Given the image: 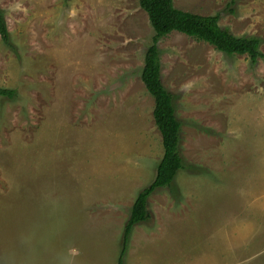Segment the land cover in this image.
<instances>
[{
  "label": "rangeland",
  "instance_id": "374dc122",
  "mask_svg": "<svg viewBox=\"0 0 264 264\" xmlns=\"http://www.w3.org/2000/svg\"><path fill=\"white\" fill-rule=\"evenodd\" d=\"M264 54V0H173ZM0 264H117L162 156L138 0H0ZM186 168L147 197L123 264H264V59L158 42Z\"/></svg>",
  "mask_w": 264,
  "mask_h": 264
},
{
  "label": "trees",
  "instance_id": "16d2710c",
  "mask_svg": "<svg viewBox=\"0 0 264 264\" xmlns=\"http://www.w3.org/2000/svg\"><path fill=\"white\" fill-rule=\"evenodd\" d=\"M146 12L153 29L151 44L144 53V62L140 79L154 101L153 120L161 135L162 156L156 165L153 180L144 186L136 195L129 217L123 229V243L118 255L117 264H123V255L127 249L128 239L133 225L147 220V197L159 187L172 184L177 172L186 168L179 152L181 122L176 117L172 93L161 81L159 40L172 31H177L204 41L216 50L227 55H246L251 64L259 58L264 59L260 51V40L255 36H236L218 24L219 15H202L182 10L174 6L173 0H138ZM0 39L10 46V34L3 12L0 10ZM15 90L0 87V96L11 98Z\"/></svg>",
  "mask_w": 264,
  "mask_h": 264
}]
</instances>
